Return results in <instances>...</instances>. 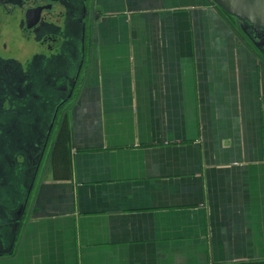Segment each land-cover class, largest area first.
I'll use <instances>...</instances> for the list:
<instances>
[{
  "label": "crops",
  "instance_id": "0c3cea01",
  "mask_svg": "<svg viewBox=\"0 0 264 264\" xmlns=\"http://www.w3.org/2000/svg\"><path fill=\"white\" fill-rule=\"evenodd\" d=\"M89 3L72 72L16 67L12 95L46 73L63 109L51 136L8 116L28 197L0 264H264V50L212 0Z\"/></svg>",
  "mask_w": 264,
  "mask_h": 264
},
{
  "label": "rangeland",
  "instance_id": "374dc122",
  "mask_svg": "<svg viewBox=\"0 0 264 264\" xmlns=\"http://www.w3.org/2000/svg\"><path fill=\"white\" fill-rule=\"evenodd\" d=\"M24 1V6H19L21 10L27 6L26 2H28V5L33 6L37 3L42 4L49 1L54 4V9L44 11L43 21L33 31H26L25 21H0V59H2L0 61L3 62L2 65L4 63L7 64L3 72H0V115L8 117L10 113H13V115L16 113L15 115L19 117L22 123H32L34 126L43 122L41 133L45 131V124L48 125V121L53 120L51 125L54 126L52 129V132H54L55 127L60 122L59 117L63 109L60 103L63 102V99L60 97L61 92L56 90L55 84L51 81H45L48 77L46 73L45 76L41 75V87L37 86V90H35L37 95L35 103L30 100L32 96L28 98V92L25 98L12 95V93L17 95L19 93L17 91L22 93L21 90L12 87V81L16 80L17 73L21 72L19 70L23 69V67L29 70L34 64L38 65V61L35 63L37 55L33 58L30 57L35 52H40L39 54L47 56L56 55V59L50 60L47 58V60L45 58L41 64L43 71L51 69L48 75L53 73L51 77H54V79H56L55 74H58V68H64L65 61L67 68L72 72L75 64H71L70 57L73 56L76 50L78 54L81 46L80 38L84 37L85 30H81V26L79 27L81 21H71L72 18L68 17L66 9L70 7L69 0ZM62 10H65V13L62 14ZM16 12L11 17L17 15ZM64 14L67 15L64 16ZM17 16L20 17V20L23 19V14ZM226 17L230 21H234V18L228 15ZM91 22L87 21V26ZM233 24L240 33L236 21ZM242 36L244 42H248L249 47L255 49L250 39L245 35ZM261 42L264 46V41L261 40ZM16 59L21 61L16 62ZM60 59L63 61L61 64L56 62V60ZM14 64L19 70L15 68ZM5 70L7 71L6 74ZM18 81L22 82L23 80ZM62 84V81H58L57 87L62 86ZM34 137H36V134ZM34 137L33 140L37 141ZM26 152L27 147H24L23 143L19 142L15 133H13V138L8 143L7 150L5 147L1 149L0 146V206L3 207L2 211L4 214L1 212L0 223L7 224V221L11 220L10 215H12V212L27 203L26 169L28 163Z\"/></svg>",
  "mask_w": 264,
  "mask_h": 264
},
{
  "label": "flooded vegetation",
  "instance_id": "af4514ba",
  "mask_svg": "<svg viewBox=\"0 0 264 264\" xmlns=\"http://www.w3.org/2000/svg\"><path fill=\"white\" fill-rule=\"evenodd\" d=\"M70 1V9H71V13L74 15V14H78L83 18L85 17L86 20L90 21V18H91V13L90 11H88V6L90 5L89 3V0H69ZM24 0H0V21H25V28H26V31H33L34 29L38 28L39 25L36 27V28H33L32 30H28L27 28V12L29 10H32V9H36V8H39V7H50L49 9H45L43 10L42 12V15H41V19H40V23L43 21V17H44V11H51L54 9V4H52L50 1L47 2V3H42V4H39L37 3L36 5H28V2H26L27 6H25V8L23 10L19 9V6L20 5H23L24 6ZM80 6H82V9L80 10ZM17 11V12H16ZM73 11V12H72ZM16 12L17 15H21L23 14V19L20 20V17H18L17 15H15L14 17H11L12 14H14ZM233 18V17H232ZM234 21H236V23L238 24V27H239V31L242 35H245L248 39H250V41L252 42V45H254L255 49L257 50H264V46L262 45V42L261 40L264 41V33H261L257 30H255L253 27H251L250 25L244 23V22H240L239 20L235 19L234 18ZM82 24L79 25V27L81 26V30H85V34L87 33L88 31V27L87 26V21H81ZM78 27V25H77ZM84 34V36H85ZM2 60V59H0ZM0 72H3V69H5L6 65L3 62L0 61ZM16 64H14L15 66ZM16 68V66H15ZM7 73V71L5 70V74ZM53 125H51V128H50V136L51 134L53 133L52 132V129H53ZM47 134V133H46ZM49 135V134H48ZM47 135V136H48Z\"/></svg>",
  "mask_w": 264,
  "mask_h": 264
},
{
  "label": "water",
  "instance_id": "95a60500",
  "mask_svg": "<svg viewBox=\"0 0 264 264\" xmlns=\"http://www.w3.org/2000/svg\"><path fill=\"white\" fill-rule=\"evenodd\" d=\"M227 15L244 22L255 30L264 33V0H212ZM39 7L27 12V28L32 30L40 24L43 10ZM92 16L94 13L92 12Z\"/></svg>",
  "mask_w": 264,
  "mask_h": 264
},
{
  "label": "trees",
  "instance_id": "16d2710c",
  "mask_svg": "<svg viewBox=\"0 0 264 264\" xmlns=\"http://www.w3.org/2000/svg\"><path fill=\"white\" fill-rule=\"evenodd\" d=\"M11 115H13V113H10L8 116H11ZM8 119H10V117H6V116H3V115H0V132H1L0 133V141H2L4 143V145H6V147H5L6 150H7V147H8V143L13 138V134L5 132V130L7 129L9 124L11 123V121H9ZM22 124H23L24 130H26L27 129V124L26 123H22ZM62 128H65V127H62ZM24 137L25 136L21 135V138H24ZM63 137H64V134L61 132L60 136L56 140V149L61 144V140H62ZM26 140H27V138H26Z\"/></svg>",
  "mask_w": 264,
  "mask_h": 264
}]
</instances>
